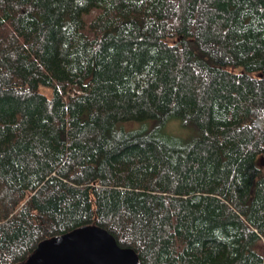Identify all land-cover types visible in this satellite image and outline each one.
<instances>
[{
    "label": "trees",
    "instance_id": "obj_1",
    "mask_svg": "<svg viewBox=\"0 0 264 264\" xmlns=\"http://www.w3.org/2000/svg\"><path fill=\"white\" fill-rule=\"evenodd\" d=\"M263 157L264 0H0V264L87 225L264 264Z\"/></svg>",
    "mask_w": 264,
    "mask_h": 264
},
{
    "label": "water",
    "instance_id": "obj_2",
    "mask_svg": "<svg viewBox=\"0 0 264 264\" xmlns=\"http://www.w3.org/2000/svg\"><path fill=\"white\" fill-rule=\"evenodd\" d=\"M22 264H143L137 252L121 247L106 229L87 225L45 239Z\"/></svg>",
    "mask_w": 264,
    "mask_h": 264
},
{
    "label": "rangeland",
    "instance_id": "obj_3",
    "mask_svg": "<svg viewBox=\"0 0 264 264\" xmlns=\"http://www.w3.org/2000/svg\"><path fill=\"white\" fill-rule=\"evenodd\" d=\"M39 92L41 94H44L48 97H51L52 94H53V91L51 88H46V87H43L41 86L39 88ZM133 124V123H132ZM134 125H137L136 128L132 127V128H128V125H124L125 129L127 130H133V129H138L142 126V124L140 123H135ZM167 135L169 136H174V137H179V138H182V139H188V138H191L192 135H193V131L191 129H187V128H184L182 125H181V122L179 120H172L168 123V126H167V129H166V132H165ZM262 168L264 169V157L262 158L261 162H260Z\"/></svg>",
    "mask_w": 264,
    "mask_h": 264
}]
</instances>
